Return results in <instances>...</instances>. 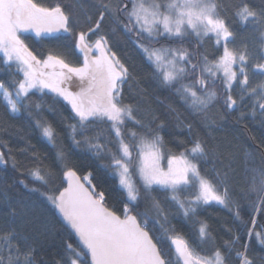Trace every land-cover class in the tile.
Wrapping results in <instances>:
<instances>
[{"label": "snow or ice", "instance_id": "snow-or-ice-1", "mask_svg": "<svg viewBox=\"0 0 264 264\" xmlns=\"http://www.w3.org/2000/svg\"><path fill=\"white\" fill-rule=\"evenodd\" d=\"M93 7L95 19L85 12L86 23H82L78 12L83 6L78 0L70 10L61 4L48 7L38 0H0V73L9 75L7 84L0 80L3 107L13 117L26 114L34 122L40 135L57 149L56 159L66 178L67 187L51 188L52 169L38 152H32L36 163L27 169V175L40 187L30 191L45 197L64 226L78 237L77 245L65 241V255L54 264H231L233 259L239 264H256L248 255V242L240 244V236L233 235L216 246L210 226L198 217V210L204 206L220 205L244 225L249 242L254 237L264 245V225L256 231L253 218L251 227H247L240 201L229 187V173H236V154L228 152L222 158L216 148H210L199 137L190 146L174 151L162 135L164 120L157 123L156 116L138 119L140 109L124 103L123 96L125 84L130 86L134 79L133 73L113 51L102 25L110 19L111 34L122 32L152 66L158 85L171 89L205 128L216 126L211 109L221 101L229 113L221 119L236 112L235 120L240 123L248 118L244 109L250 105L251 117L259 111L264 127V79H250V74L264 77V0L259 8L243 3L233 12L242 25H250L258 33L259 59L247 44L229 47L235 44L237 34L223 0H95ZM28 33H35L42 45L45 40L63 39L68 43L37 51L26 42ZM192 36L197 41L196 51L184 45ZM205 39L213 40L218 49L222 48V54L209 59L199 52ZM161 40L179 44H162ZM73 56L79 58L78 62H73ZM37 94H42L41 99L52 94L70 111V117L59 114L68 138L75 148L97 162L96 169L116 182L122 193L117 197L119 211L107 202L106 191L110 189L98 186L102 181L96 171L89 168L80 175L68 162L60 143L62 134L42 115L45 107L33 99ZM47 110L57 111L51 105ZM169 111L176 113L178 127L184 123L175 107L169 105ZM129 123L135 127L129 128ZM184 126L191 131V123ZM244 127L247 129L246 124ZM6 133L7 125L0 121V135ZM33 147L26 141L21 151ZM258 147L264 149V145ZM12 152L7 141L0 142V165L18 167ZM261 155L264 157V151ZM210 157L214 158V176L201 168ZM250 159L251 153L245 152L248 187L240 189V198L264 216V163L251 167ZM217 162L224 165L223 173L216 168ZM19 183L29 187L27 180ZM157 192L166 195L158 197ZM8 214L25 218L31 215L30 222L38 219L32 209L23 206L17 209L9 204ZM175 215L198 225L191 240L176 230L172 223ZM226 231L232 234L231 228ZM19 238L14 227L0 232V264H36L34 248L22 251L13 243ZM206 243L212 245L210 255L203 254Z\"/></svg>", "mask_w": 264, "mask_h": 264}, {"label": "trees", "instance_id": "trees-1", "mask_svg": "<svg viewBox=\"0 0 264 264\" xmlns=\"http://www.w3.org/2000/svg\"><path fill=\"white\" fill-rule=\"evenodd\" d=\"M228 17L233 21V31L236 32V42L241 39V42H249L251 35L254 34L258 38V33L254 32L250 25H242L239 20L233 16V12L237 10L243 3H248L251 7H261V0H223ZM48 7H55L61 4L70 10L72 6L77 5V0H39ZM79 5L83 8L79 9V18L82 23L84 20L85 12L93 15L95 19L96 9L93 7L95 0H78ZM105 34L109 35V40L113 45V51L121 58V60L130 68L133 73L134 79L129 84L124 86V103L133 104L140 109L136 113L138 119H150L151 116H156L159 120H164L166 127L162 131L168 146L174 151H180L183 147L191 145L193 139L199 137L207 141L210 148H216L221 153L223 158L224 154L232 152L236 154V162L233 165L236 168V173H229L228 181L229 187L234 190V198L240 201L241 204V217L247 223V227H251V219L255 218L257 222L256 231H259L260 225H264V216L258 214L253 207L245 200L240 198V189H247L248 183L245 179L246 173L244 171L246 165L244 163V153H251V159L248 166L259 167L264 163V157L261 152L264 149L258 145H264V127L261 126L262 117L257 111L255 118L251 117L250 105L249 108L244 109L248 113V118L244 121L237 123L235 117L238 115L236 112L231 113L228 119H221V117H229L223 102L211 109V113L217 121L215 127L205 128L200 122V118L191 114V112L179 101L178 97L171 89L162 88L158 85L157 81L153 78V68L147 63L139 50L131 43V41L124 36L122 32L117 35H112L110 32L111 20L109 19L102 25ZM66 36L67 34H63ZM34 50L44 51V46H63L68 41H43V45L36 41L32 43ZM235 42V43H236ZM162 44L178 45L179 41L161 40ZM197 41L194 36L187 38L184 45L190 50L196 51L195 48ZM35 45V46H33ZM158 46V45H157ZM199 52L205 53L209 59L218 57L222 48L218 49L213 40L205 39L203 46L198 49ZM73 62H78L79 58L71 57ZM197 62L196 60L193 61ZM0 80L8 83L9 75L7 72L0 73ZM140 89H144L143 93ZM217 90L220 91V85H217ZM37 94L33 99L40 102L45 110L42 115L57 127L58 131L62 134L61 145L68 155V162L74 165L78 174H85L89 168L96 171L99 181L98 186H102L106 191V200L110 206L114 205V210L119 211L121 207L120 200L117 198L122 195L118 192L116 182L109 179L102 171L96 169V161L93 160L82 149L75 148L68 138L67 131L60 121V113L64 116H71L70 111L66 108L65 104L60 103L53 98L52 94L44 95ZM236 96V92H233ZM47 105H51L57 111L53 113L47 110ZM169 105H172L178 110L179 118L184 123L179 127L177 126L176 113L169 111ZM0 121L7 125V133L0 135V142L7 141L8 147L13 149L14 155L18 161V167L13 168L11 163L8 165H0V232H7L10 228L14 227L20 238L13 241L18 244L21 250L27 248H34L33 253L36 264H54L56 260H61L65 255V241H70L73 245H77V241L73 234L64 226L55 213V209L40 193L31 192L32 187H40L38 183H33L27 175V169L33 167L36 161L32 158V152H38L43 160V163L49 166L53 173L54 178L50 182V187L60 190L64 188L65 183L61 174V165L56 159L57 149L52 147L45 138L40 135L39 129L34 125V122L25 115L13 117L3 107L2 96H0ZM192 124V129L189 131L184 124ZM247 125L245 129L244 125ZM102 127H107L103 125ZM129 128L135 127L133 124H128ZM139 130V129H137ZM210 133V135H209ZM254 136L255 140L250 139ZM26 141H30L34 146L27 152L21 151L26 147ZM184 141L181 145L179 142ZM103 143V140L101 141ZM218 146V147H217ZM7 155V150L4 149ZM214 158L210 157L208 163H201V168L206 169L209 175L214 176L215 172L212 171ZM254 161V163H253ZM227 163V160L224 161ZM216 168L223 173L225 171L224 165L217 162ZM20 180H27L29 187L25 188L23 184L19 183ZM58 194V193H57ZM158 197L166 195L164 192L155 193ZM7 197V199H5ZM9 204L19 209L21 206L30 208L34 211L35 216L38 217L34 222L31 221V215L27 218L16 215H9ZM176 212L175 208L171 209ZM198 217L204 220L210 226L211 235L215 240L216 246H221L223 241L231 240L233 235L240 236V244L249 243L248 255L255 259L256 264H264V245H261L254 237L251 241L245 235V227L240 221L236 220L233 214L220 205L211 204L204 206L198 210ZM172 223L175 225L176 230L182 233L190 240L196 233L198 225L194 220H185L180 215L172 217ZM231 228L232 234H229L226 229ZM2 247V245H0ZM211 243L203 245L205 250L203 254L210 255ZM239 247V245L237 246ZM169 251H171L169 249ZM7 255V253H5ZM231 264H239L238 261L233 259Z\"/></svg>", "mask_w": 264, "mask_h": 264}, {"label": "rangeland", "instance_id": "rangeland-1", "mask_svg": "<svg viewBox=\"0 0 264 264\" xmlns=\"http://www.w3.org/2000/svg\"><path fill=\"white\" fill-rule=\"evenodd\" d=\"M38 2H39V0H38ZM26 35L28 36V39L26 40V42L30 45V47H32V44L29 43V40L33 41L32 42L33 44H36L37 40L35 38V33H28ZM45 41H47V40H45ZM243 44H247L249 51L254 52L256 54V58L259 59V54L257 51L259 48V44H260L259 38H256L255 35L252 34L248 43L247 42H241V39H240L235 44H230L229 47L240 48ZM33 46H35V45H33ZM221 54H222V52H221ZM0 55H2V54H0ZM250 79L255 80L256 82H259L260 80L264 79V77H252L250 74Z\"/></svg>", "mask_w": 264, "mask_h": 264}, {"label": "water", "instance_id": "water-1", "mask_svg": "<svg viewBox=\"0 0 264 264\" xmlns=\"http://www.w3.org/2000/svg\"><path fill=\"white\" fill-rule=\"evenodd\" d=\"M63 180H64V183H65V186L64 187H67L66 178H63ZM55 213H56L57 217L59 218V220L62 222V218L60 217L59 213L56 210H55ZM74 237H75L76 241L78 242V237H76L75 235H74Z\"/></svg>", "mask_w": 264, "mask_h": 264}]
</instances>
